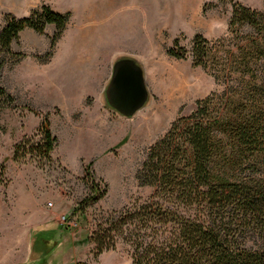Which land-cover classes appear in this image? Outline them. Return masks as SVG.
<instances>
[{"label": "rangeland", "instance_id": "374dc122", "mask_svg": "<svg viewBox=\"0 0 264 264\" xmlns=\"http://www.w3.org/2000/svg\"><path fill=\"white\" fill-rule=\"evenodd\" d=\"M234 1L264 10V0ZM41 4L71 14L51 56V24L25 28L14 54L0 53V85L14 98L0 100V264H132L134 224L109 230L111 215L154 193L136 175L171 122L196 100L230 92L233 53L249 29L229 27V0H0V28L6 14ZM195 34L212 49L207 67L193 63ZM175 39L185 57L167 52ZM118 54L140 60L149 91L130 118L101 100ZM180 86L185 95L173 92ZM44 115L57 137L48 160L35 152ZM19 144L26 152L14 157ZM88 164L93 178H83ZM94 184L106 193L92 202Z\"/></svg>", "mask_w": 264, "mask_h": 264}, {"label": "trees", "instance_id": "16d2710c", "mask_svg": "<svg viewBox=\"0 0 264 264\" xmlns=\"http://www.w3.org/2000/svg\"><path fill=\"white\" fill-rule=\"evenodd\" d=\"M229 1V27L249 29L233 53L231 73L237 80H232L230 92L196 100L189 114L171 122L149 147L136 175L154 193L148 201L111 215L109 230L123 234L125 225L134 224L129 232L132 264H264V10ZM70 15L47 4L28 16L6 14L0 53L14 54L11 43L25 28L43 33L51 24L47 60ZM190 51L195 65L207 67L212 49L201 34L194 35ZM167 52L185 57L187 49L175 39ZM1 99L14 101L0 85ZM39 130L35 152L48 160L57 137L47 115ZM19 146L14 157L26 152L19 153ZM89 176L93 172L84 165L83 178ZM105 193L106 187L100 192L94 184L89 198L93 202Z\"/></svg>", "mask_w": 264, "mask_h": 264}, {"label": "water", "instance_id": "95a60500", "mask_svg": "<svg viewBox=\"0 0 264 264\" xmlns=\"http://www.w3.org/2000/svg\"><path fill=\"white\" fill-rule=\"evenodd\" d=\"M148 99L149 91L140 60L132 55H116L109 79L101 91L103 104L118 115L130 118L147 104Z\"/></svg>", "mask_w": 264, "mask_h": 264}, {"label": "bare ground", "instance_id": "6f19581e", "mask_svg": "<svg viewBox=\"0 0 264 264\" xmlns=\"http://www.w3.org/2000/svg\"><path fill=\"white\" fill-rule=\"evenodd\" d=\"M84 5V4H83ZM179 88V89H178ZM177 89H175V91H173L174 93L176 92V93H180V94H184V92H185V89H184V87L182 88V86H180V87H178ZM172 95V94H171ZM185 95V94H184Z\"/></svg>", "mask_w": 264, "mask_h": 264}, {"label": "built area", "instance_id": "2783aa9c", "mask_svg": "<svg viewBox=\"0 0 264 264\" xmlns=\"http://www.w3.org/2000/svg\"><path fill=\"white\" fill-rule=\"evenodd\" d=\"M62 218H63V219H65V217H64V216H63Z\"/></svg>", "mask_w": 264, "mask_h": 264}]
</instances>
